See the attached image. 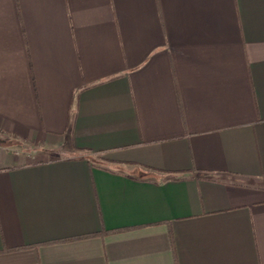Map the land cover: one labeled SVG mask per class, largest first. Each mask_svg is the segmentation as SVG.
Listing matches in <instances>:
<instances>
[{"label":"crops","instance_id":"crops-1","mask_svg":"<svg viewBox=\"0 0 264 264\" xmlns=\"http://www.w3.org/2000/svg\"><path fill=\"white\" fill-rule=\"evenodd\" d=\"M0 264H264V0H0Z\"/></svg>","mask_w":264,"mask_h":264},{"label":"rangeland","instance_id":"rangeland-1","mask_svg":"<svg viewBox=\"0 0 264 264\" xmlns=\"http://www.w3.org/2000/svg\"><path fill=\"white\" fill-rule=\"evenodd\" d=\"M64 156V154H58V155H55L54 157H63ZM51 158H53V156H51Z\"/></svg>","mask_w":264,"mask_h":264}]
</instances>
